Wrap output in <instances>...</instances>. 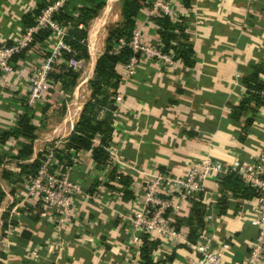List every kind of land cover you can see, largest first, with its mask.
Returning <instances> with one entry per match:
<instances>
[{
    "label": "crops",
    "instance_id": "1",
    "mask_svg": "<svg viewBox=\"0 0 264 264\" xmlns=\"http://www.w3.org/2000/svg\"><path fill=\"white\" fill-rule=\"evenodd\" d=\"M116 1L119 11L113 20L120 21L122 0H106L104 16ZM169 2L175 11L172 19L185 25L187 36L183 39L192 42L195 63L186 64L178 57V63L166 65L144 57L129 74L125 73V63L117 65L122 75L118 90L123 99L115 100L114 129L107 144L108 151H115V159L109 156L106 162H98L92 148H71L78 154L71 178L82 185L83 196H77L72 224L62 232L61 242L56 241L54 220L45 210L32 206L26 211L19 201L11 204L18 197L17 190L12 189L18 185V177L14 173L5 176L4 171L27 169L45 145L68 140L92 97L90 80L106 49L108 30L101 28L108 18L96 16L93 23L89 22V71L81 72L71 88L62 86L69 90L68 95L57 88L48 103L36 110V116L27 110L35 123L33 139L12 133L2 139V132L12 130L9 125L18 123L20 115L26 113L24 105L12 97L26 87L15 75L8 88L0 87V190L4 194L0 201V264H191L194 253L190 243L203 230L220 237L229 235L231 247L224 255L225 264H238L247 254L258 232L253 223L257 197H243L225 189L221 176L226 172L208 176L196 197L177 199L179 206L170 217L181 235L159 237L148 263L142 252L144 233L133 227L130 213L137 204L133 189L137 183L158 172L184 173L206 156L227 164L236 158L254 159L264 144L262 90L260 98H253L240 111L237 108L248 96V78L256 70L257 81L264 83V0ZM37 3L0 0V34H15L23 24V14ZM137 25L142 26L147 40L162 39L158 25L149 19L144 7ZM55 39L50 34L34 45L46 48L53 46ZM35 49L40 51L39 47H28L25 57L40 60V54L33 57ZM47 111H52L51 115ZM104 112L103 108L99 115ZM100 139L97 134L95 143ZM30 141L32 151L24 157L20 151ZM124 175L132 178L129 184L124 183ZM128 188L133 189L131 195L125 194ZM196 201L205 209L200 215L203 223L196 220ZM191 218L195 219L193 230ZM24 229L31 236H23Z\"/></svg>",
    "mask_w": 264,
    "mask_h": 264
},
{
    "label": "built area",
    "instance_id": "2",
    "mask_svg": "<svg viewBox=\"0 0 264 264\" xmlns=\"http://www.w3.org/2000/svg\"><path fill=\"white\" fill-rule=\"evenodd\" d=\"M67 1H50L42 13L37 16V23L26 27L25 31L22 32L23 36L20 40L9 46H0V66L8 68L9 58L26 47L33 40L40 27L52 29L51 34L56 38L52 46V53L30 76L29 102L31 104L38 102V99L46 93L51 81L50 72L55 61L61 58L67 65L77 67L83 60V57L77 56L65 59L61 53L62 50L73 51V47L66 40L68 25L67 27L64 26L54 17V14L64 7ZM152 1L150 5H145L144 8L149 13V19L155 24L157 23L152 17L156 14L166 13L171 18L175 16L174 9L165 4L163 0ZM79 25L81 26L82 23ZM125 43L134 50V54L125 63L126 74L133 73L137 64L144 57L157 59L166 65H175L179 61V58L176 57L175 46L165 48L162 39L157 42L147 40L141 25H136L128 41L124 37H120L117 47L113 50H119ZM262 94L264 95V89H262ZM114 97L118 102L123 99V94L118 92ZM57 148L63 147L60 144H54L42 153L39 159V167L27 187L29 193L38 196L37 198L41 200L45 212L53 218L57 233L56 241H59L62 232L72 224L76 199L77 196H83L80 195L83 193V188L77 180L71 178V172L78 162L77 152L70 149L72 152L71 160H62ZM114 153L115 151L109 148L111 160L115 159L116 154ZM230 170L237 171L246 184H250L258 190L256 215L253 218V223L258 227V232L247 254L238 264H264V144L257 151L254 159L236 158L227 164L220 159L206 156L193 162L184 173L158 172L145 182L137 183L133 187L137 194L135 199L137 204L130 213L133 227L142 233H149L151 237H177L181 235V231L176 228L170 217V212L175 213L179 206L177 199L196 197L208 176ZM208 217H213V213H208ZM190 246L194 253L191 264H225L224 255L230 249L231 241L229 235L220 237L214 232L203 230L198 238L190 243Z\"/></svg>",
    "mask_w": 264,
    "mask_h": 264
},
{
    "label": "trees",
    "instance_id": "3",
    "mask_svg": "<svg viewBox=\"0 0 264 264\" xmlns=\"http://www.w3.org/2000/svg\"><path fill=\"white\" fill-rule=\"evenodd\" d=\"M52 0H38L37 6L32 11H27L23 14V25L29 27L37 23V16ZM105 0H69L58 13V18L64 21L68 25V33L66 40L73 47V51H65V59H68L73 53L77 57H88L87 46V34L88 24L90 18L95 15L97 6L103 3ZM122 19L111 27L108 34V40L106 49L100 55L95 67V74L91 78L90 82L93 87L92 97L85 103L81 116L77 121L75 128L68 137V140L63 148L59 149L60 158L71 160L72 152L71 148H92L93 156L98 162H106L109 159V151L107 144L111 138L112 131L114 129L113 117L114 110L117 108L114 95L119 92L118 87L122 78L121 73L117 69L119 63H126L129 57L134 54V50L127 43L123 44L118 51L113 50L114 45L119 42L120 37H124L128 41L133 33L134 28L137 25V17L140 14L141 9L150 3V0H122ZM78 11V14L74 12ZM158 25V31L161 38L165 43V48L175 46L177 50L176 57H180L186 64L193 65L194 61V47L192 42L183 39L187 33L185 31V25H182L179 21H174L169 14H156L152 17ZM82 23L80 26L79 24ZM52 33V29L49 27H40L35 33L33 40L22 50L14 54V59H17L24 55L28 47H34L38 41H44V39ZM176 41V43H173ZM50 76L55 77L62 83L65 88H71L76 81L78 72L70 65H67L65 61L57 60L53 63V69L50 72ZM258 70L248 78L249 94L246 99L237 105V108H242L249 103L253 98H260L261 90L264 88V83L257 81ZM257 78V79H256ZM256 80L255 83H253ZM264 100V98H263ZM105 109L104 115H99L101 109ZM35 123L31 120L28 113H22L18 119L17 125L12 130H5L2 132V139L7 138L12 134H23L30 140L35 137ZM97 134H100L101 139L97 144L94 138ZM32 151V142H25L20 154L27 157ZM40 160L37 158L31 163L27 164L29 169H33V173L36 172L39 167ZM25 170V169H22ZM10 173L13 171L5 170V176L12 177ZM124 183L129 184L132 178L129 175H124ZM221 183L225 189L231 190L233 194L251 197L258 194V190L250 185L246 184L241 175L235 171L230 170L221 176ZM133 189L128 188L125 192L126 195H131ZM3 192L0 190V201L3 197ZM195 209L196 215L199 216L196 220L197 223H201V213L205 211L203 205L196 201ZM203 216V215H202ZM182 219H179L181 223ZM190 226L195 228V219L189 220ZM203 223V221H202ZM22 235L25 237L31 236V232L28 229L22 231ZM144 244L142 246V252L146 258V263L150 261V252L157 246L159 237H151L149 233L144 232Z\"/></svg>",
    "mask_w": 264,
    "mask_h": 264
},
{
    "label": "rangeland",
    "instance_id": "4",
    "mask_svg": "<svg viewBox=\"0 0 264 264\" xmlns=\"http://www.w3.org/2000/svg\"><path fill=\"white\" fill-rule=\"evenodd\" d=\"M151 1L152 0H150V3H151ZM163 2L165 4L170 5L172 7V5L169 2V0H163ZM150 3H148L147 5H150ZM105 4H106V0L103 3H101L100 5L97 6V11H96L95 15H93L90 18L89 22L93 23V21L95 19H97V17L104 16ZM152 4H153V1H152ZM117 6L118 5H117V1H116L114 3V5L110 8V10L108 11L109 15L107 14V17L104 16L105 18H108V19L106 20L104 18L105 20L103 21L101 29H102V31H106V28H107L108 34H109L110 28L114 27V25H116L119 22V21L113 20V19L117 18V13L119 11V7H117ZM35 7L36 6L34 5L33 8H35ZM59 11H57L54 14V17L61 24H63L64 26L67 27V24L64 21H62V20H60L58 18ZM41 13H42V11L40 12V14ZM74 13L78 14V11H75ZM40 14H38V15H40ZM174 15H175V11H174ZM25 29L26 28L24 27V25L21 24V26L16 29V33L15 34H12V35H8V34H5V33L0 34V46H9V45L13 44L14 42L20 40L22 38V36H23L22 32H24ZM67 29H68V27H67ZM38 47H39L40 51H37L35 49V51L32 52V53H33V57H34V55L36 57V56H38L40 54V56H41V57H39L40 60L36 61V60H33V58H31V57L30 58H26L25 55H22L21 57H19L17 59H14V55H13L8 60V68L0 66V87L2 86V87L8 88L9 87L8 84L12 81L13 75H15V78L17 79L16 81L17 82L20 81V85L21 86H25L26 90L24 92H20L18 95H12V94H14L12 92H8L7 95H12L13 99H15L14 100L15 103H17L18 105H22L23 104L24 108H25L24 110L26 112H27V110L30 109V111L32 112L31 116H36L37 115L36 114V110L38 108L42 107L41 105H44L45 102L48 103L52 93L55 90H57V88L59 89L61 94L65 95V96H67L68 93H69V90H67V89L63 90L62 89L63 85H62L61 82H59L55 77L50 76L51 81H50V85L46 89V93L43 94L38 99V102H36L34 104H31L29 102L30 85H31L30 76L34 73V71L37 68H39L43 64V62L45 61V58L48 57L52 53L51 51L53 49L52 46H49V47H46V48H42L39 45L36 46V47L34 46V48H38ZM116 47H117V44H115L113 48H116ZM61 53L65 57V54H64L65 51L62 50ZM176 54H177V50H176ZM72 56H75L74 53L69 58H71ZM87 66H89V62L86 61V57H83V60L77 65V67H73V68L78 72V75H79L81 72L82 73L83 72L86 73V71H89V69H87ZM16 98H18V99H16ZM46 110L47 109L44 108V112H46ZM47 112L50 114L52 111H47ZM16 125H17V123H14V124L9 125V127L10 128H14ZM56 142L57 141L53 140L52 143L45 145L42 151L43 152L47 151V149L50 146H52L54 144H57V143L60 144L62 147H64L67 141L63 140L60 143L59 142L56 143ZM42 153L38 155V157H37L38 159H40V157L42 156ZM29 168L30 167H27V169H25V170H20V171L17 170V171L13 172L18 177L17 178L18 181L16 180L18 185L12 186V189L17 190L18 197L15 198V201L13 203H11V204H17V201H19L18 202L19 205H21L24 209H26V211L29 210V208L33 206V207H36L37 209L40 207V209H38V211L41 210V212H43L45 209L41 205V200H39V198H37L38 197L37 195L29 193V190H28V187H27V184H29L30 179L35 175V173H33V169H29ZM3 205H4V203H2V206ZM16 209L17 208L14 205V210L13 211L15 212ZM0 213H1V210H0ZM0 222H1V220H0ZM1 251L2 250L0 248V253H1Z\"/></svg>",
    "mask_w": 264,
    "mask_h": 264
},
{
    "label": "water",
    "instance_id": "5",
    "mask_svg": "<svg viewBox=\"0 0 264 264\" xmlns=\"http://www.w3.org/2000/svg\"><path fill=\"white\" fill-rule=\"evenodd\" d=\"M11 264H14V263H11Z\"/></svg>",
    "mask_w": 264,
    "mask_h": 264
}]
</instances>
